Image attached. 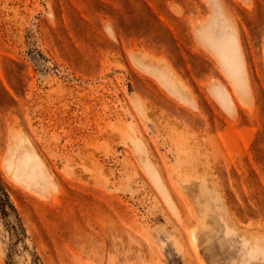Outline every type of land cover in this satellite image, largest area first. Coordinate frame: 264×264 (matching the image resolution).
Instances as JSON below:
<instances>
[{"label": "rangeland", "instance_id": "1", "mask_svg": "<svg viewBox=\"0 0 264 264\" xmlns=\"http://www.w3.org/2000/svg\"><path fill=\"white\" fill-rule=\"evenodd\" d=\"M0 264H264V0H0Z\"/></svg>", "mask_w": 264, "mask_h": 264}, {"label": "trees", "instance_id": "2", "mask_svg": "<svg viewBox=\"0 0 264 264\" xmlns=\"http://www.w3.org/2000/svg\"><path fill=\"white\" fill-rule=\"evenodd\" d=\"M3 190V189H2ZM3 192L5 193V191L3 190ZM17 214V213H16ZM18 216V215H17Z\"/></svg>", "mask_w": 264, "mask_h": 264}]
</instances>
